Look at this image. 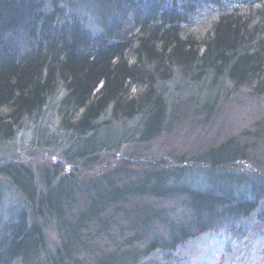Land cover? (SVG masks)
<instances>
[{"label": "trees", "instance_id": "1", "mask_svg": "<svg viewBox=\"0 0 264 264\" xmlns=\"http://www.w3.org/2000/svg\"><path fill=\"white\" fill-rule=\"evenodd\" d=\"M86 1L96 33L41 0H0V144L53 96L60 129L86 146L76 158L105 146L93 139L104 116L106 123L140 120L132 145L191 125L200 137L211 128L217 135L176 147L162 168L123 162L82 180L47 178L41 189L26 168H3L24 203L0 220V264H175L200 237L243 238L264 198V0ZM176 74L211 80L213 95L192 115L162 93ZM225 91L250 113L220 136L215 114ZM45 218L55 225L51 245Z\"/></svg>", "mask_w": 264, "mask_h": 264}, {"label": "rangeland", "instance_id": "2", "mask_svg": "<svg viewBox=\"0 0 264 264\" xmlns=\"http://www.w3.org/2000/svg\"><path fill=\"white\" fill-rule=\"evenodd\" d=\"M41 1L46 10L53 7L61 8L65 14L75 15L88 30L93 33L98 31L96 17L86 0ZM213 90L209 78L192 83L181 79L178 74L162 87L163 95L174 101V104L185 105L189 108L190 115L194 112L192 110L194 105L196 108L201 107L204 101L213 95ZM228 90L231 88L229 87ZM226 91L222 94H226ZM191 98L195 99L191 100ZM225 98L229 99L226 104ZM58 99V96H53L38 116L26 119L11 140L0 144V220L2 222L12 218L24 203L22 194L6 179L2 171L5 167L26 168L32 174L33 183L41 189L43 182L50 180V184H53L60 175H74L82 180L112 172L123 162L132 164L136 170L162 168L172 164L174 157L170 153L175 154L176 147L182 149L185 145L196 146L213 137L214 134L217 135L215 128L209 129L206 138V136L200 137L194 125L177 129L175 126L177 131L162 134L149 144L132 145L133 139L138 138L140 120L106 123L108 116H104L97 123V134L100 135H95L93 139H99L97 141L105 146L76 158L74 152L77 149L84 151L86 146L83 142L80 143L82 145H78L74 137L60 129L56 113ZM231 99L229 96H222L216 109L215 117H218V122L220 119L223 120L220 136L237 130L248 121L250 111L247 103L241 99H236V102L235 99ZM259 108L263 113L264 102ZM236 169L244 170L242 166H237ZM245 170L248 172L252 168L247 165ZM261 174L264 180L263 170ZM195 175L197 177H194V185L201 187L202 179L197 172ZM51 221L46 218L42 220L50 245L56 240L55 225ZM244 227L247 231L239 240L227 238L218 240L214 235H207L190 242L179 251L175 264H204V257L207 256L210 257L208 264H264V198Z\"/></svg>", "mask_w": 264, "mask_h": 264}]
</instances>
